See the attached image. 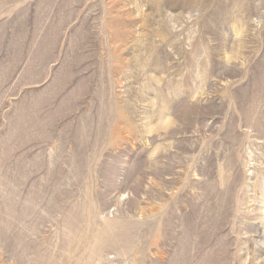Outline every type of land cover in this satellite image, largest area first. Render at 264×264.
<instances>
[{
    "label": "rangeland",
    "instance_id": "obj_1",
    "mask_svg": "<svg viewBox=\"0 0 264 264\" xmlns=\"http://www.w3.org/2000/svg\"><path fill=\"white\" fill-rule=\"evenodd\" d=\"M0 264H264V0H0Z\"/></svg>",
    "mask_w": 264,
    "mask_h": 264
}]
</instances>
